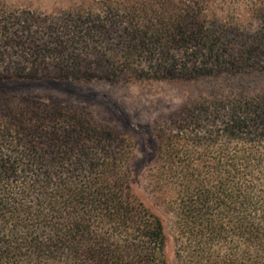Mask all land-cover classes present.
Wrapping results in <instances>:
<instances>
[{"label": "trees", "instance_id": "obj_1", "mask_svg": "<svg viewBox=\"0 0 264 264\" xmlns=\"http://www.w3.org/2000/svg\"><path fill=\"white\" fill-rule=\"evenodd\" d=\"M14 79L209 89L153 125L160 213L132 189L126 134L0 95V264H171V233L178 264H264V0L2 3Z\"/></svg>", "mask_w": 264, "mask_h": 264}, {"label": "rangeland", "instance_id": "obj_2", "mask_svg": "<svg viewBox=\"0 0 264 264\" xmlns=\"http://www.w3.org/2000/svg\"><path fill=\"white\" fill-rule=\"evenodd\" d=\"M79 1L82 0H0V4L27 6L32 10L52 12ZM208 89L206 83L188 85L144 81L114 84L106 81L0 80L2 96H35L46 104L77 112L98 126L111 127L126 134L134 146L132 189L136 196L156 213H160V209L157 205L153 206L155 202L149 193L146 172L154 156L153 125L161 118L178 111L182 105L196 99L198 94L206 93ZM161 216L170 227L171 220ZM174 246L171 233L167 249L169 260L171 264H178L174 258Z\"/></svg>", "mask_w": 264, "mask_h": 264}]
</instances>
